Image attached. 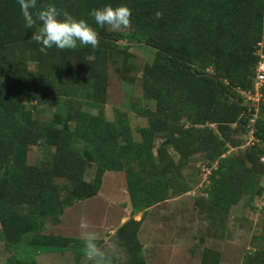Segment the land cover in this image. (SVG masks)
Here are the masks:
<instances>
[{
	"label": "trees",
	"instance_id": "16d2710c",
	"mask_svg": "<svg viewBox=\"0 0 264 264\" xmlns=\"http://www.w3.org/2000/svg\"><path fill=\"white\" fill-rule=\"evenodd\" d=\"M49 4L88 21L100 44L42 53V44L32 40L39 25L25 28L18 0H0V225L11 253L8 264H38V256L51 253H72L77 264H93L82 238L48 233L47 222L58 225L68 209L96 197L108 172L126 174L131 219L110 240L127 258L104 248V240L97 243L109 264H148L140 241L143 219L134 217L188 191L183 171L196 152L211 162L204 190L212 218H226L244 195L262 199L264 209V189L255 193L249 165L264 169V87L257 108L242 95L255 88L264 0H38L34 15ZM109 4L132 9L131 31L95 24L90 11ZM119 42L156 50L143 72L156 109H136L149 119L139 129L140 141L126 115L116 121L106 116L107 67ZM86 52L93 56L90 64L83 60ZM30 62L37 65L35 73ZM24 99L55 109L53 120L36 121ZM81 99L98 113L75 109ZM251 128L255 143L244 154L229 155L234 135ZM32 146L54 153L30 165ZM93 166L95 178L87 181ZM259 238L264 243V228ZM220 263V252L204 249L201 264ZM243 264H264V248L247 252Z\"/></svg>",
	"mask_w": 264,
	"mask_h": 264
},
{
	"label": "rangeland",
	"instance_id": "374dc122",
	"mask_svg": "<svg viewBox=\"0 0 264 264\" xmlns=\"http://www.w3.org/2000/svg\"><path fill=\"white\" fill-rule=\"evenodd\" d=\"M132 28L133 24L119 31H131ZM117 45L118 50L111 55L107 67L106 116L109 121H116L119 114L126 115L134 138L140 141L139 129L148 126L149 119L138 115L136 109H156V102L148 98L143 86L144 69L147 65L153 64L156 50L146 45L126 42H119ZM83 60L85 64H90L93 56H90V52H86ZM67 62L73 65L75 59ZM29 69L35 73L37 65L30 62ZM209 72L212 73L211 70ZM72 84L79 85V82L74 80ZM23 103L28 109H33L36 121L50 123L53 120L55 109L48 107L46 103L37 104L28 99H24ZM74 108L93 114L98 113V110L86 99L78 100ZM156 143L157 147L160 146L161 139ZM250 145L248 132L238 133L230 143L228 154L235 156L244 154ZM53 153V149L49 147L32 146L28 163L40 165L51 158ZM172 154L176 160L179 159L175 152L172 151ZM210 163L207 155L196 152L189 166L183 171L190 187L188 191L149 209L144 216L140 241L150 264H201L203 251L207 248L221 253L220 264H243L247 252L264 248V243L259 238L264 228L262 199H257L255 202V197L244 195L229 209L226 218L224 215L221 217L219 213L213 215V218L214 216L216 218L211 217L212 212L206 206L208 193L204 190L206 185H209V177L212 173ZM249 165L254 169L252 180L255 193L258 194L259 189H264V169L262 170L258 164L249 163ZM208 169L210 174L207 172ZM95 174L96 166L89 168L86 180L93 181ZM126 190L127 181L124 172L106 173L100 192L104 197H111L114 202L120 204V210H123ZM199 201L203 205H200ZM255 204L260 205V208L255 207ZM80 213H83L81 209ZM47 225L48 233H62L61 229L53 228L50 222H47ZM1 231L0 225V264H8L11 253L6 250L1 240ZM113 251L120 260L127 258L123 250ZM73 258L72 253H51L38 256L37 261L38 264H77Z\"/></svg>",
	"mask_w": 264,
	"mask_h": 264
},
{
	"label": "clouds",
	"instance_id": "9594fccd",
	"mask_svg": "<svg viewBox=\"0 0 264 264\" xmlns=\"http://www.w3.org/2000/svg\"><path fill=\"white\" fill-rule=\"evenodd\" d=\"M27 29L36 28L32 40L42 44L40 51L47 53L49 49L75 50L78 47L96 49L100 40L98 32L84 19H77L69 12L58 9L55 4H49L38 12L33 13L38 7V0H18ZM159 16V13L157 14ZM95 24L99 27L108 26L112 30L127 29L132 24V9L127 5L113 7L106 5L99 9H92L89 13ZM87 227L86 221H82ZM84 252L93 264H109L104 251L99 247L98 234L94 231H86L83 234Z\"/></svg>",
	"mask_w": 264,
	"mask_h": 264
},
{
	"label": "crops",
	"instance_id": "0c3cea01",
	"mask_svg": "<svg viewBox=\"0 0 264 264\" xmlns=\"http://www.w3.org/2000/svg\"><path fill=\"white\" fill-rule=\"evenodd\" d=\"M124 198L126 199H124L125 202L122 204L123 210H120V204L118 205L114 202L111 197H104L100 192L96 197L80 202L74 207L68 209L62 216L61 222L58 225L53 226V228L61 229L62 233L56 232L51 234L82 238L86 229H89L87 231H94L98 234L99 240H104V248H112L115 250L116 247L110 240V237L113 236L122 225L131 219L132 207L130 204L128 189L126 190V197ZM88 207L89 210H87ZM80 209L83 213H80ZM145 215L144 213H140L134 218L137 221H141ZM82 221H86L87 227H84ZM64 231L66 233H64ZM148 264H150V261H148Z\"/></svg>",
	"mask_w": 264,
	"mask_h": 264
},
{
	"label": "built area",
	"instance_id": "2783aa9c",
	"mask_svg": "<svg viewBox=\"0 0 264 264\" xmlns=\"http://www.w3.org/2000/svg\"><path fill=\"white\" fill-rule=\"evenodd\" d=\"M259 57V63L257 65V75L255 79V88L250 92H242L243 97H245L248 103H253L256 108L262 101V88L264 87V39L259 43L258 50L256 52ZM254 122V120L252 121ZM254 129H250L249 138L250 143L253 145L255 143L254 137ZM262 161L264 162V156L262 157ZM208 174H210V170H207ZM263 205V204H262Z\"/></svg>",
	"mask_w": 264,
	"mask_h": 264
}]
</instances>
